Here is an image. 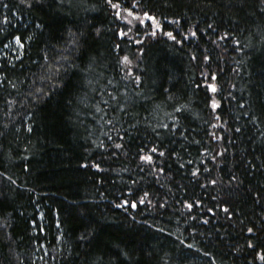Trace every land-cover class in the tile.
I'll list each match as a JSON object with an SVG mask.
<instances>
[{"label": "trees", "instance_id": "obj_1", "mask_svg": "<svg viewBox=\"0 0 264 264\" xmlns=\"http://www.w3.org/2000/svg\"><path fill=\"white\" fill-rule=\"evenodd\" d=\"M112 3L0 0V264H264V3Z\"/></svg>", "mask_w": 264, "mask_h": 264}, {"label": "snow or ice", "instance_id": "obj_2", "mask_svg": "<svg viewBox=\"0 0 264 264\" xmlns=\"http://www.w3.org/2000/svg\"><path fill=\"white\" fill-rule=\"evenodd\" d=\"M69 2L71 3V0H69ZM108 3L111 4V6H112L113 8L118 7V3H117V4H113V3H112V0H108ZM133 3H134L136 6H139L138 0H133ZM261 3H264V0H261ZM5 7H6V5H5ZM261 11L264 12V8H262ZM144 14H145L146 16L148 15L147 12L144 13ZM167 35H169L170 37L172 36L171 33H168ZM193 35H195V33H193ZM225 35H227V33H226ZM223 38H224V37H222V39H223ZM16 41H17V43H20V38H19V37H16ZM235 43H236L237 45H239V44H240V41L237 40ZM45 58H46V57H45ZM205 59H208V57H205ZM125 60L127 61V57H125ZM213 78H214V77H213ZM139 79H140V77H135V80H139ZM209 88H211V90H212L213 92L216 91V88H215L214 86H212V85H209ZM41 92H42V90H41ZM101 101L107 106L108 101H104L102 98H101ZM94 107H95L96 112H101V111H102V109H101L98 105H94ZM212 107H213V108H216V107H217V105H216L215 102H213ZM177 111H179V109H177ZM253 119H255V117H253ZM29 131H31V129H29ZM237 131H239V130H237ZM117 147H119V145H117ZM153 151H155V149H153ZM142 159H144V160H150L151 157L145 156V157H142ZM141 203H143V201H141ZM132 206H133V207H136L135 204H133ZM189 207H191V205H190ZM226 211H227V210H226ZM248 232H252V229L249 228V229H248ZM249 246L251 247L252 245H249ZM261 259H264V256H262Z\"/></svg>", "mask_w": 264, "mask_h": 264}, {"label": "rangeland", "instance_id": "obj_3", "mask_svg": "<svg viewBox=\"0 0 264 264\" xmlns=\"http://www.w3.org/2000/svg\"><path fill=\"white\" fill-rule=\"evenodd\" d=\"M13 44H14V46H17L18 43L16 41H14Z\"/></svg>", "mask_w": 264, "mask_h": 264}]
</instances>
